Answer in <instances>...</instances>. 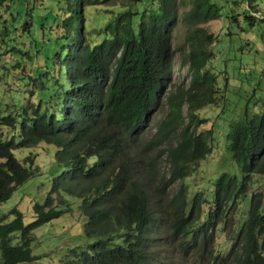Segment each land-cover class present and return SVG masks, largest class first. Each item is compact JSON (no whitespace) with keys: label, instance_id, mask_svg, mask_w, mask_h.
<instances>
[{"label":"trees","instance_id":"obj_1","mask_svg":"<svg viewBox=\"0 0 264 264\" xmlns=\"http://www.w3.org/2000/svg\"><path fill=\"white\" fill-rule=\"evenodd\" d=\"M16 1L24 12L15 17L32 38L29 0ZM38 1L47 11L36 14L43 54L29 79L37 97L14 114H0V126L10 132L8 139L0 135V203L39 174L33 156L20 159L14 149L43 142L54 146L53 160L46 170V195L33 205V221L25 223L14 207L8 212L12 219L0 222V264L37 259L33 230L67 211L70 198L79 200L89 238L73 264H163V235L202 264H264V190L250 192L248 209L235 220L253 177L264 176V104L230 123L226 138L234 172L223 170L210 188L192 193L185 181L212 151L213 130H196L201 123L196 112L218 100L216 74L206 68L216 35L206 24L220 16V6L187 0L180 19L190 80L165 95L166 116L143 143L141 129L171 79L175 0L32 4ZM97 5L92 19L88 9ZM248 9L243 15L253 22L250 12L256 8ZM162 156L168 165L161 173ZM218 230L232 234L226 251L219 248Z\"/></svg>","mask_w":264,"mask_h":264},{"label":"rangeland","instance_id":"obj_2","mask_svg":"<svg viewBox=\"0 0 264 264\" xmlns=\"http://www.w3.org/2000/svg\"><path fill=\"white\" fill-rule=\"evenodd\" d=\"M32 1L29 0L26 7L34 13L31 19L33 22L31 29H34L31 38L24 27L26 25H21V19L15 17L18 11L24 12L23 7L16 0H0V14L2 12L6 14L3 18L0 16V114H14L37 97L35 87L32 91V83L35 84V82L29 79L30 76H34L39 64L38 54H43L41 49L43 48V32L42 28L38 27L40 21L36 14L44 15L47 10L44 9V5H39V1L34 4ZM125 1L116 0L115 2ZM213 1L220 6V16L206 24L208 29L216 35L210 47L213 56L206 68L216 74L219 87L218 100L215 104L206 105L196 112L201 122L196 130L204 131L212 128L214 139L211 153L199 161L198 166L185 178L191 193L210 188L212 180L223 170L235 171L236 167L227 149L226 134L230 123L245 114L252 115L259 112L264 104V0ZM186 4L187 0H175L178 17L173 21L171 29L173 51L171 79L141 129L140 138L143 137L141 139L143 143L154 136L159 123L166 116L168 108L165 95L177 86H187L190 80L187 65L183 61V53L186 52L187 46L184 40L185 28L180 19L184 9H187ZM249 5L256 8L255 11L250 12L255 18L253 22L243 15L244 10L249 12ZM99 7L97 5L88 9L91 18L95 17V10ZM7 10H9L8 13L11 12V18ZM50 18V16L47 18L49 23L52 21ZM28 20H30L29 17ZM89 24L92 25V21ZM3 29L8 30L7 36H2ZM12 46L23 51L14 53L10 51ZM182 110L185 113L186 107L183 106ZM0 132H2L0 135L4 134L3 139L9 138L5 135H9L10 132L3 126H0ZM53 147L40 142L31 147L21 148L19 151L18 148L13 150L20 159L27 155L33 156V166L38 168L39 174L34 173L15 188L9 198L0 203V222L12 219L13 216L8 212L14 207L22 211L25 223L33 221L35 218L33 205L36 201H42L48 190L46 170L53 160ZM157 165L161 173L165 171L168 165L166 157H160ZM178 185L179 182H176L171 187V192H174ZM256 190H264V176L253 177V184L242 199L241 209L235 212V220L236 218L239 220L240 211L248 209L250 192ZM78 204L77 198H70V208L67 211L33 230L31 250L37 259L20 264H73L71 261L75 259L76 253L89 241L83 231L84 217L78 212ZM229 233L230 231L219 230L216 233L219 248L223 251L228 250L231 244L228 236L232 234L229 235ZM161 243L163 264H202L193 255L179 253L176 242L164 235Z\"/></svg>","mask_w":264,"mask_h":264}]
</instances>
